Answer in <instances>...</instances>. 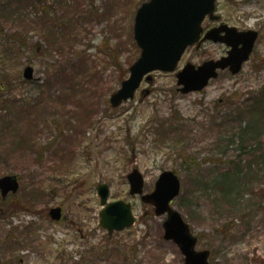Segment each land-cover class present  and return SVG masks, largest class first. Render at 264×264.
I'll use <instances>...</instances> for the list:
<instances>
[{
	"label": "rangeland",
	"instance_id": "rangeland-1",
	"mask_svg": "<svg viewBox=\"0 0 264 264\" xmlns=\"http://www.w3.org/2000/svg\"><path fill=\"white\" fill-rule=\"evenodd\" d=\"M147 1L85 0L77 13L61 15V26L43 24L37 11L32 22L23 9L0 14V65L8 70L0 80L8 87L0 91V177L21 182L16 196L0 194V264H61L63 251L67 264H79L106 243L100 184L110 186V203L131 204L136 218L110 243L136 246L133 264H185L180 248L164 239L166 216L130 194L135 169L145 178V194L165 171L180 177L173 207L198 238L197 251L211 252V263L264 264V0L218 3L225 23L259 31L240 74L222 72L205 90L181 94L176 73L186 64L227 55L226 45L208 42L189 49L175 73H154L152 85L144 82L135 99L113 109L111 96L141 55L134 20ZM17 31L20 48L8 41ZM27 66L35 70L33 82L23 78ZM144 89L152 94L141 102ZM255 130L257 137L245 135ZM238 170L234 196L221 199L222 176ZM198 184L206 190L198 192ZM57 206L63 219L53 222L49 211Z\"/></svg>",
	"mask_w": 264,
	"mask_h": 264
},
{
	"label": "water",
	"instance_id": "water-1",
	"mask_svg": "<svg viewBox=\"0 0 264 264\" xmlns=\"http://www.w3.org/2000/svg\"><path fill=\"white\" fill-rule=\"evenodd\" d=\"M219 0H149L138 10L135 18L134 39L141 49L139 60L130 68V77L124 81L121 89L112 95L110 103L113 108L120 107L124 102L134 99L145 77L156 71L175 72L184 53L189 47L200 41L204 32L202 24L207 16L218 20L215 16L216 3ZM226 31V36L221 34ZM258 33L249 31L238 33L235 28H220L210 31L199 46L207 40L215 43H226L232 47L227 58L220 61H209L196 67L187 64L177 74L178 85L182 94H189L205 89L212 79L218 78L219 70L230 69L238 74L243 64L249 60ZM27 81L34 80V68L28 66L24 70ZM146 81L153 83L150 75ZM151 94L145 90L142 101ZM222 103V102H221ZM131 195L141 196L144 203L155 207L157 216L167 215L164 223V239L177 244L185 256V264H211L210 251H196L198 239L191 233L189 225L182 215L172 207V202L181 193V181L172 171H165L159 177L154 192L144 194L145 180L138 169L128 176ZM20 183L16 176L0 178V192L3 199L10 193L17 194ZM102 205H106L110 196V187L101 184L97 188ZM55 192L51 193L55 197ZM53 221L62 219L61 207L52 208L49 213ZM101 226L109 235L122 232L135 223L132 206L123 201L106 205L101 214Z\"/></svg>",
	"mask_w": 264,
	"mask_h": 264
},
{
	"label": "trees",
	"instance_id": "trees-1",
	"mask_svg": "<svg viewBox=\"0 0 264 264\" xmlns=\"http://www.w3.org/2000/svg\"><path fill=\"white\" fill-rule=\"evenodd\" d=\"M85 0H82V2H80V0H4L3 4H0V14H5V15H9L10 17L14 16L18 10V12L21 11V9H23L24 12L28 13V18L27 16L24 14L22 16L24 18V20L26 19V21L28 22H32L34 20L37 19V17H32L34 11H37L36 15L38 16V19L43 23V24H47V21H51L54 20L56 24H59V26L62 25L63 22L59 21L61 15L64 14V16H66V13H77L79 10V7L82 8L83 7V2ZM1 3V2H0ZM18 15V13H17ZM1 17V15H0ZM20 18V17H19ZM72 21H68V25L71 24ZM67 25V26H68ZM1 32H3V29L0 28ZM49 34H52L50 32H48ZM21 37V32L17 31L14 32L13 34H10L8 36V38H10L8 41L10 43L13 44H18V47H21V39L19 38ZM24 45V44H23ZM18 48V49H19ZM12 51V47H7V52ZM3 56L4 55H0V60L3 61ZM5 57H9V53L7 56ZM6 59V58H5ZM5 65L1 64L0 65V74H3L0 77V80L6 81L8 78V74H6L5 72H8V70H6L4 68ZM7 87V85L3 84L0 85V91L3 92V90H5ZM260 106H263V102H264V92L261 95V99H260ZM242 108V105H241ZM252 133V138L257 137L258 132L257 130H255L254 132H246L245 135L248 136ZM241 137L243 136V131L241 132ZM264 134V128H263V133H260V135ZM245 136V137H246ZM240 137V138H241ZM237 138V134H234L231 138V140L228 141V145L235 143V139ZM241 142L244 143V137L241 138ZM243 149V148H242ZM263 158H264V154H263ZM264 161V160H263ZM264 163V162H263ZM231 164H234V162H231ZM240 177V170L230 173L227 172L226 174H224L222 176V180L221 182H219L221 185L220 187L222 188L221 191V196H223L221 199L225 200V199H229L234 196L235 194V189L238 182L237 179H239ZM230 184V186L228 185ZM198 192H204L206 189L201 187L200 184H198ZM234 202H239L238 204L241 203L240 199H234ZM106 243H103L101 245H96L93 246L91 248V250L88 252V254L86 255V257L82 258V262H80L79 264H126L127 262H131L133 264V261H135V258L138 255V249L136 248V246H132L131 248L128 247V245H122L120 242H113L110 243L112 241L111 237H108ZM27 243L33 247L34 245V241H30L29 239L26 240ZM35 248V247H34ZM134 249V250H133ZM88 256H90V258H88ZM58 260L61 262V264H67L66 261L67 259V255L65 254V252H61L58 256Z\"/></svg>",
	"mask_w": 264,
	"mask_h": 264
},
{
	"label": "flooded vegetation",
	"instance_id": "flooded-vegetation-1",
	"mask_svg": "<svg viewBox=\"0 0 264 264\" xmlns=\"http://www.w3.org/2000/svg\"><path fill=\"white\" fill-rule=\"evenodd\" d=\"M206 22H208V23H210L212 26L210 27V28H214V27H216L217 25H215V23H212L209 19H207V21ZM205 22V23H206ZM221 23L220 24H224V25H228L227 23H225L222 19H221V21H220ZM257 32H259V31H257Z\"/></svg>",
	"mask_w": 264,
	"mask_h": 264
}]
</instances>
